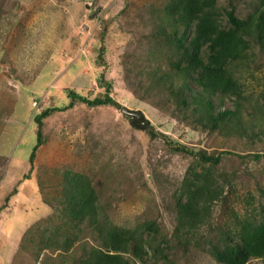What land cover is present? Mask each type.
Returning a JSON list of instances; mask_svg holds the SVG:
<instances>
[{
  "label": "rangeland",
  "instance_id": "1",
  "mask_svg": "<svg viewBox=\"0 0 264 264\" xmlns=\"http://www.w3.org/2000/svg\"><path fill=\"white\" fill-rule=\"evenodd\" d=\"M167 1L0 0V264H71L50 249L36 256L45 242L56 245L72 232L59 204L64 171L90 178L100 219L122 228L142 222L157 227L171 249L166 260L149 255L146 264H218L205 250L180 248L171 237L175 195L191 171L225 188L226 199L209 209L212 231L230 227L233 211L245 220L257 216L264 187V114L244 117L252 120L249 138L212 131L191 107L168 95L163 81L178 79L168 64V45L156 35ZM252 1L217 0V6L232 3L245 18ZM231 70L253 99L264 95V56L257 48ZM106 90L118 107L78 100L67 107L69 92L92 101ZM48 108L56 111L43 119L31 162L39 131L34 116ZM124 108L142 118L132 123L136 117L125 115ZM177 146L234 155L211 167ZM248 154L262 158L250 161ZM205 231L200 229V241L215 239ZM78 236L80 244H97L86 224ZM74 255L81 257L82 249Z\"/></svg>",
  "mask_w": 264,
  "mask_h": 264
},
{
  "label": "trees",
  "instance_id": "2",
  "mask_svg": "<svg viewBox=\"0 0 264 264\" xmlns=\"http://www.w3.org/2000/svg\"><path fill=\"white\" fill-rule=\"evenodd\" d=\"M252 3V12L240 18L232 3L221 9L217 0H168L161 9L162 17H157L156 21V35L168 45V64L175 71L174 78L178 79L176 82L172 79L163 81L168 95L177 97L182 106L191 107L204 127L212 131L229 130L234 135L248 138L247 132L253 130V126L250 127L252 120L248 122L244 117L264 114V95L253 99L236 79L231 67L247 61L253 48L264 56V0H253ZM102 52L103 48L99 59H102ZM164 74L165 78H171V73ZM108 91L92 101L69 92L71 103L67 107H71L74 100L91 107H118ZM54 111L56 109L48 108L34 116L39 131L37 144L29 157L31 162L41 144L43 119ZM150 135L165 138L154 132ZM176 151L195 155L199 164L211 167L218 165L223 156L234 155L230 152L208 155L182 146H177ZM245 158L257 161L262 156L248 154ZM258 198L259 212L255 218L245 220L233 211L230 227L218 225L212 231L209 209L226 199L225 188L208 175L191 171L175 195L176 223L171 237L180 248L192 245L205 250L218 264H247L251 259H264V187L259 189ZM60 199L63 213L72 224V232L55 242L56 245L45 242L36 254L37 259L46 249L58 252L71 264H146L149 255L167 259L171 247L153 223L142 222L133 228H122L112 225L108 219L99 218L97 194L87 175L64 171ZM249 199L254 200L253 194H249ZM83 224L96 235L93 239L97 241L96 245L80 244L79 226ZM203 227L209 229L206 234L215 233L214 240L208 235L200 241L199 232ZM161 245L164 247L160 248ZM78 248L83 251L79 258L74 255Z\"/></svg>",
  "mask_w": 264,
  "mask_h": 264
},
{
  "label": "water",
  "instance_id": "3",
  "mask_svg": "<svg viewBox=\"0 0 264 264\" xmlns=\"http://www.w3.org/2000/svg\"><path fill=\"white\" fill-rule=\"evenodd\" d=\"M98 12V11H97ZM95 15H96V12H95ZM122 112L125 114V115H129V116H134L136 117V120H132V123H135L137 120H140L142 118L141 115H139L138 113H133L132 111L130 110H127V109H122Z\"/></svg>",
  "mask_w": 264,
  "mask_h": 264
}]
</instances>
